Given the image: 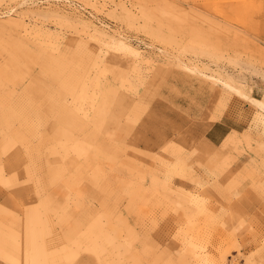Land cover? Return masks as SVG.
Wrapping results in <instances>:
<instances>
[{
  "label": "rangeland",
  "instance_id": "rangeland-1",
  "mask_svg": "<svg viewBox=\"0 0 264 264\" xmlns=\"http://www.w3.org/2000/svg\"><path fill=\"white\" fill-rule=\"evenodd\" d=\"M0 28V264H264V0H0Z\"/></svg>",
  "mask_w": 264,
  "mask_h": 264
},
{
  "label": "bare ground",
  "instance_id": "bare-ground-1",
  "mask_svg": "<svg viewBox=\"0 0 264 264\" xmlns=\"http://www.w3.org/2000/svg\"><path fill=\"white\" fill-rule=\"evenodd\" d=\"M0 30H1V28H0ZM82 30H83V29H82ZM47 64H48V63H47ZM52 65H53V64H52ZM62 65H63V63H62ZM47 66H48V65H47ZM50 66H51V65H50ZM57 66H58V65H57ZM60 66H61V64H60ZM48 67H49V66H48ZM49 68H51V67H49ZM49 68H48V69H49ZM52 68H53V67H52ZM49 70H50V69H49ZM52 70H53V69H52ZM56 70H57V69H56ZM61 71H62V70H61ZM54 72H55V70H54ZM57 72H58V71H57ZM67 76H68V75H67ZM73 78H74V77H73ZM41 81H42V80H41ZM72 82H73V83H69V80H68V82L66 81V85H65V82H64V85L67 86L66 88H68L69 91H70V90L73 91V90L75 89V87H76L75 85H76V83H77V80L72 81ZM65 86L62 87V88L65 89ZM38 89H41V88L39 87ZM35 90H37V89L35 88ZM40 91H41V90H40ZM36 92L38 93V91H36ZM62 105H64V104H62ZM62 105H61V106H62ZM58 106H59V105H58ZM67 106H68V105H67ZM67 106H66V107H67ZM59 107H60V106H59ZM63 107H64V106H63ZM69 107H70V106H69ZM102 107H104V106H102ZM64 108H65V107H64ZM100 108H101V107H100ZM122 108H123V107H122ZM55 109H56V108H55ZM66 109H67V108H66ZM98 109H99V108H98ZM98 109H97V110H98ZM62 110H64V109H62ZM62 110L60 109V112H61ZM77 110L80 111L81 108H78ZM65 111H67V110H65ZM103 111H104V109H103ZM103 111H102V112H103ZM62 112H63V111H62ZM69 112H70V110H69ZM97 112H98V111H97ZM97 112H96L97 116H98V115L100 116L101 112H100V114H98ZM66 113H67V112H66ZM119 113H120V112H119ZM63 114H65V113H63ZM63 114H62V115H63ZM59 115H60V114H59ZM67 115H68V114H67ZM69 115H70V114H69ZM101 115H102V114H101ZM102 116H103V115H102ZM102 116H101V117H102ZM114 117H115V116H114ZM118 117H119V116H117V118H118ZM84 118H86V115H84L83 118H80V113L76 112V113H72V115H70V116L68 117V119H67V118H66V119H67V121H70V122L72 123V125H73V129H75V128H76V129H79L80 127H83V126H82L83 123H84V124L86 123ZM98 118H99V117H98ZM102 118H103V117H102ZM56 119H57V118H56ZM58 119H59V118H58ZM64 120H65V119H64ZM94 120H95V119H94ZM99 120H100V118H99ZM112 120H113V119H112ZM112 120H111V121H112ZM57 121H58V120H57ZM62 121H63V120H62ZM62 121H61V122H62ZM58 122H59V121H58ZM70 122H69V123H70ZM94 122H95V121H94ZM113 122H114V121H113ZM115 122H116V121H115ZM59 123H60V122H59ZM63 123H64V121H63ZM65 123H66V122H65ZM109 123H110V121H109ZM109 123H108V124H109ZM55 124H56V123H55ZM55 124H54V125H55ZM61 124H62V123H61ZM61 124H60V125H61ZM84 124H83V125H84ZM110 124L112 125L113 123L111 122ZM110 124H109V125H110ZM69 125H70V124H69ZM93 125H94V124H93ZM109 125H108V126H109ZM66 126H67V125H66ZM103 126H104V125H103ZM103 126H102V127H103ZM105 126H106V125H105ZM105 126H104V127H105ZM108 126H107V128H109ZM92 127H93V126H92ZM54 128H55V127H54ZM59 128H60V127H59ZM69 129H70V128H69ZM76 129H75V130H76ZM87 129H88V128H87ZM87 129H84V130H87ZM104 129H105V128H104ZM109 129H110V128H109ZM114 129H115V127H114ZM94 130H95V129H94ZM96 130H97V128H96ZM98 130H99V128H98ZM98 130H97V131H98ZM71 131H72V130H71ZM72 134H73V133H72ZM70 137L72 138V135H71ZM133 140H134V139H133ZM77 142H78V140H77ZM149 145H150V144H149ZM65 147H66V146H65ZM69 147H70V146H69ZM69 150H70V149H69ZM67 151H68V149H67ZM52 175H54V174H52ZM52 175H51V176H52ZM117 242H118V241H117ZM114 245H115V244H114ZM117 255H118V254H117ZM116 258H117V257H116ZM81 261H84V260H81ZM120 261H121V260H120ZM120 261H119V262H120ZM121 263H122V261H121ZM37 264H38V262H37ZM81 264H82V263H81ZM85 264H87V262H86Z\"/></svg>",
  "mask_w": 264,
  "mask_h": 264
},
{
  "label": "crops",
  "instance_id": "crops-1",
  "mask_svg": "<svg viewBox=\"0 0 264 264\" xmlns=\"http://www.w3.org/2000/svg\"><path fill=\"white\" fill-rule=\"evenodd\" d=\"M233 129L231 124L221 117L219 120L210 124L205 130L204 137L210 143L217 145Z\"/></svg>",
  "mask_w": 264,
  "mask_h": 264
}]
</instances>
